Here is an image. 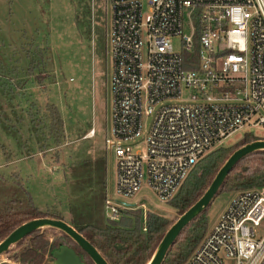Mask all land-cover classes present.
Returning <instances> with one entry per match:
<instances>
[{
  "label": "built area",
  "instance_id": "built-area-1",
  "mask_svg": "<svg viewBox=\"0 0 264 264\" xmlns=\"http://www.w3.org/2000/svg\"><path fill=\"white\" fill-rule=\"evenodd\" d=\"M106 6L112 100L105 145L115 158V192L133 198L145 177L167 204L207 153L264 128V0ZM195 43L197 67L186 69L182 55ZM105 208L110 221L135 209L109 200ZM263 219L264 190L237 193L184 264H264V234L256 231Z\"/></svg>",
  "mask_w": 264,
  "mask_h": 264
},
{
  "label": "rangeland",
  "instance_id": "rangeland-1",
  "mask_svg": "<svg viewBox=\"0 0 264 264\" xmlns=\"http://www.w3.org/2000/svg\"><path fill=\"white\" fill-rule=\"evenodd\" d=\"M108 29L106 0H0V205L13 192L16 176L40 212L60 214L78 230L108 223L106 200L177 218L147 188L145 177L133 198L115 192V158L104 142L112 100ZM172 49H180L177 38ZM52 106L63 122L57 134ZM252 132L264 140V128ZM242 191L213 199L207 233ZM256 231L258 237L264 234V219ZM46 233L59 238L53 230ZM10 249L17 251L14 245ZM50 261L48 254L44 263Z\"/></svg>",
  "mask_w": 264,
  "mask_h": 264
},
{
  "label": "trees",
  "instance_id": "trees-1",
  "mask_svg": "<svg viewBox=\"0 0 264 264\" xmlns=\"http://www.w3.org/2000/svg\"><path fill=\"white\" fill-rule=\"evenodd\" d=\"M182 62L184 68L196 69V43L191 53H183ZM3 69L0 61V74ZM51 110L53 112V114L51 112V123L54 125L53 131L57 134L63 122L54 106ZM258 140L262 139L257 138L253 132H247L232 146L218 147L202 157L188 173L176 195L167 203L176 211L177 218L205 194L219 170L235 151ZM13 178L16 179L13 192L0 205V243L18 227L32 220L45 218L61 220L58 215L48 211L40 212L33 205L23 184L16 176ZM250 189L264 190V150L253 151L238 160L225 177L216 196L236 190ZM210 205L201 210L182 229L161 264H183L190 258L194 249L207 234V212ZM177 218L168 219L154 212H143L140 209L123 210L118 221L108 220L104 228L86 226L78 230V233L96 249L108 264H148ZM47 230H53L55 234L57 232L59 238L52 239L47 236ZM61 245L73 248L84 264H94L69 236L54 228H41L34 231L15 243L16 252L10 251L9 248L3 254L7 261L17 264H45V256ZM0 264L10 263L1 262Z\"/></svg>",
  "mask_w": 264,
  "mask_h": 264
},
{
  "label": "water",
  "instance_id": "water-1",
  "mask_svg": "<svg viewBox=\"0 0 264 264\" xmlns=\"http://www.w3.org/2000/svg\"><path fill=\"white\" fill-rule=\"evenodd\" d=\"M264 150V140H258L246 144L242 148L235 151L219 170L213 182L211 183L205 194L183 215L179 216L176 222L171 226L163 237L160 245L158 246L155 254L148 264H161L164 260L168 249L174 243L180 232L186 227L196 215L210 205L216 196L219 187L224 181L225 177L229 174L233 166L238 160L245 155L256 151ZM41 228H54L65 233L69 236L80 248L86 253L94 264H108L103 257L96 251V249L83 238L76 230L62 220L55 219H35L25 223L14 230L5 240L0 243V256L6 252L16 242L23 239L27 235ZM52 264H84L79 254L67 245H61L53 249L50 254Z\"/></svg>",
  "mask_w": 264,
  "mask_h": 264
},
{
  "label": "crops",
  "instance_id": "crops-1",
  "mask_svg": "<svg viewBox=\"0 0 264 264\" xmlns=\"http://www.w3.org/2000/svg\"><path fill=\"white\" fill-rule=\"evenodd\" d=\"M91 134H92V131H91V132H88V133L85 134L83 137L91 136ZM106 137H107V136H105V138H106ZM105 138H104V142H105ZM55 215H56V214H55ZM58 217H60L62 221H64L65 223H67L69 226H71L74 230H76V231L78 232V229L75 228V227L73 226V224H71V222H68L67 220H64V218H63L60 214L58 215ZM108 220H109V219H108ZM109 221H110V220H109ZM106 225H107V224H106ZM106 225H105V226H106ZM86 226H92V225H85V226H83V228L86 227ZM105 226H104V227H105ZM93 227H95V226H93ZM104 227H100V228H104ZM98 228H99V227H98ZM3 262L8 263L7 260H5V261L3 260ZM49 264H52V262L50 261Z\"/></svg>",
  "mask_w": 264,
  "mask_h": 264
}]
</instances>
